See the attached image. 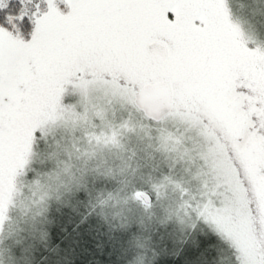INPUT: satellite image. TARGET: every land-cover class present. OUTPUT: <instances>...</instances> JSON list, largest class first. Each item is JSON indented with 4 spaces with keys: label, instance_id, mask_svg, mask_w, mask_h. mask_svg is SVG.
<instances>
[{
    "label": "rangeland",
    "instance_id": "374dc122",
    "mask_svg": "<svg viewBox=\"0 0 264 264\" xmlns=\"http://www.w3.org/2000/svg\"><path fill=\"white\" fill-rule=\"evenodd\" d=\"M229 3L242 37H225L159 66L150 54V63L113 62L84 77L85 85L65 82L58 99L41 97L16 114L0 150V236L32 159L34 174L48 171L46 180L58 183L49 206L70 187L117 185L112 196H127L143 213L168 209L171 218L160 224L184 222L192 231L195 224L212 233L220 245L217 264H233L234 240L222 221L244 222L264 235V0ZM152 42L169 48L168 39ZM128 80L170 85L171 113L159 123L146 118ZM38 135L48 154L40 159L33 154ZM60 161L74 167L68 175L56 176ZM155 174L169 175L172 191L169 179ZM144 193L152 196L150 203ZM166 199L169 207L161 204Z\"/></svg>",
    "mask_w": 264,
    "mask_h": 264
},
{
    "label": "snow or ice",
    "instance_id": "6c2138e0",
    "mask_svg": "<svg viewBox=\"0 0 264 264\" xmlns=\"http://www.w3.org/2000/svg\"><path fill=\"white\" fill-rule=\"evenodd\" d=\"M242 35L229 0H0V150L16 114L32 102L58 99L65 82L83 86L113 62L150 63L157 38L169 40L163 56L172 60ZM127 84L141 102L159 94ZM220 226L234 240L233 264H264V235L244 222Z\"/></svg>",
    "mask_w": 264,
    "mask_h": 264
},
{
    "label": "trees",
    "instance_id": "16d2710c",
    "mask_svg": "<svg viewBox=\"0 0 264 264\" xmlns=\"http://www.w3.org/2000/svg\"><path fill=\"white\" fill-rule=\"evenodd\" d=\"M45 147V139L38 135L33 154L38 159L43 153L48 156ZM32 161L19 178L3 226L0 264H182L188 258L192 264H208L207 259L218 263L220 245L212 233L200 226L193 232L184 222L182 227L160 224L162 219L171 218L168 209L143 213L128 203L127 196H112L117 185L93 181L70 187L62 193L60 203L49 206L48 201L59 190L58 183L46 180L48 171L39 174L38 169L34 174ZM58 165L56 176L68 175L74 168L67 161ZM167 178L166 187L171 190L173 184L169 175ZM168 200L161 204L169 207ZM84 217L87 220L81 223ZM142 222H147L148 230H143Z\"/></svg>",
    "mask_w": 264,
    "mask_h": 264
},
{
    "label": "water",
    "instance_id": "95a60500",
    "mask_svg": "<svg viewBox=\"0 0 264 264\" xmlns=\"http://www.w3.org/2000/svg\"><path fill=\"white\" fill-rule=\"evenodd\" d=\"M152 45V52L149 54L154 64L159 66L167 59L163 56V53L167 51V47L160 42H152ZM144 87L156 89L159 94L146 98L144 102H141L140 97L136 94L134 104L146 118L149 119V115H151L153 118L149 120L159 123L168 116L173 109L172 88L166 82L149 83L144 85ZM143 197L147 202L151 201L149 195L144 193Z\"/></svg>",
    "mask_w": 264,
    "mask_h": 264
}]
</instances>
